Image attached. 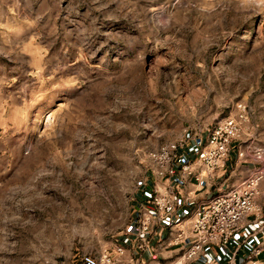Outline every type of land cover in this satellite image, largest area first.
<instances>
[{
    "label": "rangeland",
    "instance_id": "obj_1",
    "mask_svg": "<svg viewBox=\"0 0 264 264\" xmlns=\"http://www.w3.org/2000/svg\"><path fill=\"white\" fill-rule=\"evenodd\" d=\"M264 146V0H0V264L97 263L149 155Z\"/></svg>",
    "mask_w": 264,
    "mask_h": 264
},
{
    "label": "crops",
    "instance_id": "obj_2",
    "mask_svg": "<svg viewBox=\"0 0 264 264\" xmlns=\"http://www.w3.org/2000/svg\"><path fill=\"white\" fill-rule=\"evenodd\" d=\"M189 143L178 151L179 158L170 166L163 178L150 176L141 185L140 194L132 207V218L125 232L115 239L108 249L116 246L124 248V254L117 258L118 264L170 263L189 245L194 213L199 205L206 203L220 192L238 188L258 168V164L237 158L232 149L225 164L208 173L205 167L193 164V175L181 173V166L193 163L199 147L205 140L189 137ZM199 176V179H196ZM162 193L168 192L175 204L172 215L159 217L152 204L154 188ZM255 205L258 211L247 215L227 245L205 244L198 257L187 264H264V178L259 183ZM150 215L153 222L149 234H141L138 219ZM181 238L176 246H170L180 232ZM75 264H90L80 261ZM94 264H98L94 263Z\"/></svg>",
    "mask_w": 264,
    "mask_h": 264
},
{
    "label": "built area",
    "instance_id": "obj_3",
    "mask_svg": "<svg viewBox=\"0 0 264 264\" xmlns=\"http://www.w3.org/2000/svg\"><path fill=\"white\" fill-rule=\"evenodd\" d=\"M236 110L235 116L220 120L209 130L205 141L199 147L195 161L183 164L180 168L181 173L185 176L193 175V164L205 167L208 173H214L225 164L232 149L236 150L238 159L244 163H256L258 168L240 187L220 192L206 203L198 206L194 213L189 245L183 248L173 261L166 264H187L198 257L205 244L227 245L242 220L247 215L258 211L254 200L258 185L264 178V146L254 149L234 146L235 140L241 135L242 125L248 118V109L245 104H237ZM186 145H188L186 139L180 138L174 142L166 143L152 152L149 155V159L153 163L152 174L158 178L165 177L171 164L179 158V149ZM196 179L198 180L199 176H196ZM152 204L159 217L170 216L175 211L171 195L168 192L162 193L156 187ZM152 222L153 218L150 215L139 218V232L149 234ZM182 237L187 238L181 231L170 246L178 245ZM123 254L122 246H116L113 250L105 248L100 255L98 264H118L117 258Z\"/></svg>",
    "mask_w": 264,
    "mask_h": 264
}]
</instances>
